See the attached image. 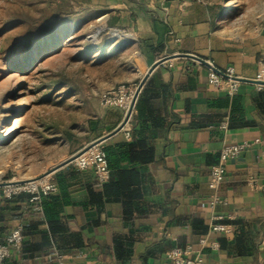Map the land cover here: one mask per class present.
<instances>
[{
    "label": "crops",
    "instance_id": "crops-1",
    "mask_svg": "<svg viewBox=\"0 0 264 264\" xmlns=\"http://www.w3.org/2000/svg\"><path fill=\"white\" fill-rule=\"evenodd\" d=\"M106 5L105 22L114 19L109 30L129 37L126 43L118 37L125 46L139 49L136 86L153 63L170 57L142 85L122 130L103 143L114 149L121 143L144 144L134 151L149 149L153 160L121 165L137 175L126 184L128 192L135 190L127 215L121 199L89 205L86 187L99 188L92 170L68 165L50 175L68 178L70 203L60 218L66 220L69 235L80 237V246L65 242L61 249L69 252L61 258L40 254L18 264H171L165 253L186 246L197 250L211 222L230 229L209 238L218 247L203 250V264H264V92L240 83L230 97L207 83L209 68H231L238 79L257 78L264 66V19L242 25L229 17L226 6L204 0H157L146 11L128 9L125 0H107ZM179 55L195 56L206 65ZM123 119L122 111L106 108L90 123L86 143L60 163L112 132ZM243 143L252 145L226 163L217 191L224 204L212 208L210 170L223 147ZM4 199L0 240L32 220L25 202L5 204ZM38 230L27 240L40 246L47 227Z\"/></svg>",
    "mask_w": 264,
    "mask_h": 264
},
{
    "label": "rangeland",
    "instance_id": "rangeland-1",
    "mask_svg": "<svg viewBox=\"0 0 264 264\" xmlns=\"http://www.w3.org/2000/svg\"><path fill=\"white\" fill-rule=\"evenodd\" d=\"M156 1L125 0L135 11ZM204 1L226 6L242 25L264 19V0ZM106 2L0 0V183L58 165L105 113L101 96L136 85L139 49L112 37L114 19L100 22Z\"/></svg>",
    "mask_w": 264,
    "mask_h": 264
},
{
    "label": "built area",
    "instance_id": "built-area-1",
    "mask_svg": "<svg viewBox=\"0 0 264 264\" xmlns=\"http://www.w3.org/2000/svg\"><path fill=\"white\" fill-rule=\"evenodd\" d=\"M234 75L231 68H226L223 72H218L209 68L207 73V83L225 91L232 97L238 91L240 83ZM255 81L264 83V66L257 75ZM258 91L264 92V86L255 85ZM137 86L121 85L101 96V103L108 107L120 110L124 116L129 110ZM221 128H226V122L221 124ZM128 137L127 133L125 134ZM264 142V137L262 138ZM254 143H258L255 141ZM252 144L243 143L240 145L225 146L220 152L218 163L212 167L209 173L207 188L210 191L208 204L215 206L224 204V200L218 195V187L224 179L225 165L229 159L236 157L245 150H248ZM103 143L89 147L85 152L77 156L70 164L79 171L92 170L99 184L104 183L108 178V171L105 163V154ZM28 193L32 195L31 201H38L40 196H46L56 192V187L52 183L50 176L40 178L35 181H24L15 185L4 186L0 188V198L9 199L12 195L19 193ZM230 227L225 224H215L211 222L205 237L198 240L199 248L194 250L191 246L184 248H173L165 253L164 258L171 264H203V250L205 248L216 249L218 246L215 242L209 243V238L215 234H224L229 231ZM22 240L21 227L12 230L6 239L5 245L0 244V264L10 256L11 249H17ZM61 258V256H58Z\"/></svg>",
    "mask_w": 264,
    "mask_h": 264
},
{
    "label": "trees",
    "instance_id": "trees-1",
    "mask_svg": "<svg viewBox=\"0 0 264 264\" xmlns=\"http://www.w3.org/2000/svg\"><path fill=\"white\" fill-rule=\"evenodd\" d=\"M231 118L232 116L229 117L230 120ZM66 136L69 139H72L73 137L68 133ZM134 146L128 145V143H121L116 147V149L111 146L103 147L108 178L104 183L99 184L94 176L99 188L97 190H93L88 186L86 187L89 205H99L102 201L109 200L110 198L118 200L121 199V205L124 213L127 215V213L131 212L132 204L129 201L131 200L130 198H133L135 190L131 189L129 190L130 192H128L129 185L127 186L126 184L137 175H134L133 172H130V170L121 169V165H123V163L131 164L133 162L145 165L153 160L151 150L144 149L140 152H135L133 148ZM136 147L143 148L144 144H140ZM76 173L77 172L73 170L70 175L74 177ZM67 181L68 178H66L65 175L61 173L55 174L52 178V183L56 187V192L46 196L41 195L39 200L36 202L31 201L32 195L24 192L12 195L9 199H4L5 204L15 199L25 202L29 208L28 212L30 213L29 216L32 217V220L26 225H20L22 240L19 247L17 249L10 250V256L3 261V264H18L22 258L34 259V257L40 254L41 256H49L50 254L53 255L56 253L57 257L62 256L64 253L69 252L61 249V247L65 245V242H70L75 246H80V237L69 235L65 226L66 220L64 219L65 223L61 222L60 218V214L70 203V189L67 187ZM124 199H128V201H124ZM3 220L4 218L1 217L0 221ZM41 225H45L47 227L46 234L41 238L44 246L43 244H39L40 246L33 245L27 239L33 233L36 234ZM7 237L0 240L1 245H5ZM16 258H18V260Z\"/></svg>",
    "mask_w": 264,
    "mask_h": 264
},
{
    "label": "water",
    "instance_id": "water-1",
    "mask_svg": "<svg viewBox=\"0 0 264 264\" xmlns=\"http://www.w3.org/2000/svg\"><path fill=\"white\" fill-rule=\"evenodd\" d=\"M116 32V31H114ZM99 33V31L96 32V35ZM111 33V31H110ZM115 36H113L114 38ZM89 38H93V37H89ZM113 40H110V42H112ZM126 44H123V46H125ZM177 57H182V58H186V59H191V60H195L197 62H199L200 64L206 65L204 61H202L201 59L195 57V56H191V55H179ZM170 57H164L158 61H156L155 63H153L149 69L147 70V72L145 73V75L142 77L141 81L139 82L135 94L133 96L131 105L129 107L128 112L126 113V115L124 116L123 121L121 122V124L119 126H117L112 132H110L109 134H107L106 136H103L95 141H93L92 143L88 144L87 146L83 147L82 149H80L77 153H75L74 155L70 156L68 159H66L65 161H63L62 163L58 164L57 166L52 167L51 169L47 170L46 172H44L42 175H40L39 177L33 178V179H29V180H25V181H35L38 180L40 178L43 177H47L52 175L53 173L57 172L58 170H60L61 168L70 165L74 159L79 156L80 154H82L83 152H85L89 147L93 146V145H97V144H101L104 143L105 141H107L109 138L113 137L114 135L118 134L123 126L125 125V123L127 122L137 99V96L139 94V91L142 87V85L144 84V82L146 81V79L148 78V76L150 75V73L157 67H159L160 65H162L164 62H166ZM214 70V69H213ZM237 81L239 83H248V84H253V85H261L264 86V83L259 82V81H255V80H245V79H237ZM24 181H17V182H11V181H7V182H1L0 183V188L4 187V186H9V185H15L18 183H22Z\"/></svg>",
    "mask_w": 264,
    "mask_h": 264
},
{
    "label": "bare ground",
    "instance_id": "bare-ground-1",
    "mask_svg": "<svg viewBox=\"0 0 264 264\" xmlns=\"http://www.w3.org/2000/svg\"><path fill=\"white\" fill-rule=\"evenodd\" d=\"M104 18H101V19H99L100 21H102ZM111 34H112V37L113 36H116V37H119V38H121V39H123V43H126L127 41H129L130 40V38L129 37H126V36H124L123 34H121L120 32H114V31H111ZM25 181V180H24Z\"/></svg>",
    "mask_w": 264,
    "mask_h": 264
}]
</instances>
